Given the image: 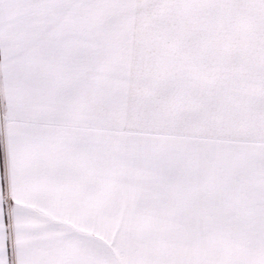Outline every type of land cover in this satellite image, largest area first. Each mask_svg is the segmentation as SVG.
<instances>
[{"label":"snow or ice","instance_id":"6c2138e0","mask_svg":"<svg viewBox=\"0 0 264 264\" xmlns=\"http://www.w3.org/2000/svg\"><path fill=\"white\" fill-rule=\"evenodd\" d=\"M0 264H264V0H0Z\"/></svg>","mask_w":264,"mask_h":264}]
</instances>
